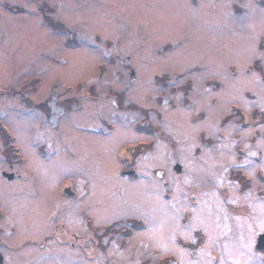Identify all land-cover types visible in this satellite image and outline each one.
<instances>
[{
	"label": "rangeland",
	"instance_id": "374dc122",
	"mask_svg": "<svg viewBox=\"0 0 264 264\" xmlns=\"http://www.w3.org/2000/svg\"><path fill=\"white\" fill-rule=\"evenodd\" d=\"M3 154L11 264H264V0H0Z\"/></svg>",
	"mask_w": 264,
	"mask_h": 264
},
{
	"label": "flooded vegetation",
	"instance_id": "af4514ba",
	"mask_svg": "<svg viewBox=\"0 0 264 264\" xmlns=\"http://www.w3.org/2000/svg\"><path fill=\"white\" fill-rule=\"evenodd\" d=\"M13 153L14 152L11 151L10 152V155H12ZM37 153L39 154L38 155L39 158L42 159L41 147L39 148V151ZM16 155L21 156L23 154L21 153V154H16ZM3 157H4V165H2L3 167L0 170V177H3L4 179H7V182L8 183L17 182L19 184L27 181L28 178L32 179V184L35 187V191L39 190V191H37V193L34 196L37 195L35 198L39 197L38 195L40 194V192H41L40 190H42V188H41V186H39V183H38L39 182L38 175H35L34 172H33V170H31V169H25V168H23L22 169L23 170L22 172L19 171L20 170V167H22L21 165L23 163H26L27 162V158L24 160L25 157L22 156V158L15 157L17 159H12V157L9 158V157H7L4 154H3ZM0 159H2V158H0ZM22 160H24V161H22ZM41 172H42L41 173V176H42L43 185H44V175H43V171L42 170H41ZM41 185H42V183H41ZM44 187H45V185H44ZM44 197H45V201H44V205L43 206L45 208L46 207V196H44ZM0 211H1V215L3 216L5 209L4 210L1 209ZM4 216H5V214H4ZM49 217H50V221H49V224H50L53 221L54 218L51 217V216H49ZM83 221H84V223L82 222V226L85 227V225L87 223V219L85 217H83ZM47 226H48V223H47ZM5 228L6 227L3 224V226L0 228V234L2 232H4ZM54 228H55V231L52 232V233H54V234H52L53 236H51V234L48 233V234H46V236H44V237L41 238L42 240L40 242L35 241V240H32V241H29V240L27 241L26 240L25 242H21V243H19L17 245H14L13 241L12 242L11 241H7L9 239L8 238L9 235H6V236L4 235V236L0 237V264H11V262H10L11 261V258L9 257L8 250L13 251V253H15V252H20L21 250H23L27 246L29 247V246H36V245L40 249H45L46 246H47V244L50 245L49 244L50 243V240L52 238H54V235H56V233H57V229H58L57 226H55ZM8 232H9V230H8ZM71 245H73V244H71ZM83 247L85 249H89L88 248V245H85L84 244ZM59 255H61V254H59ZM46 259H47V257H45V258L43 257L40 260L43 262V264H45L48 261V259L47 260Z\"/></svg>",
	"mask_w": 264,
	"mask_h": 264
},
{
	"label": "water",
	"instance_id": "95a60500",
	"mask_svg": "<svg viewBox=\"0 0 264 264\" xmlns=\"http://www.w3.org/2000/svg\"><path fill=\"white\" fill-rule=\"evenodd\" d=\"M177 168V171H180L179 167H174V169ZM65 193L71 194L72 191L69 189V187H66L64 190ZM256 250H264V232L260 233L257 237V243L255 245ZM107 264V263H106Z\"/></svg>",
	"mask_w": 264,
	"mask_h": 264
},
{
	"label": "trees",
	"instance_id": "16d2710c",
	"mask_svg": "<svg viewBox=\"0 0 264 264\" xmlns=\"http://www.w3.org/2000/svg\"><path fill=\"white\" fill-rule=\"evenodd\" d=\"M46 18H47V20H46V21H48L50 25H54V24H55V23H54V21H50V20H51V18H48V16H47Z\"/></svg>",
	"mask_w": 264,
	"mask_h": 264
}]
</instances>
